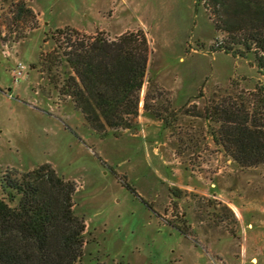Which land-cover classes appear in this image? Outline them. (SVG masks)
Here are the masks:
<instances>
[{"label":"rangeland","instance_id":"374dc122","mask_svg":"<svg viewBox=\"0 0 264 264\" xmlns=\"http://www.w3.org/2000/svg\"><path fill=\"white\" fill-rule=\"evenodd\" d=\"M131 33L147 46L138 114L97 132L63 94L73 73L56 57L66 38ZM226 38L196 0H0V182L45 163L75 182L80 264H264V163L232 161L214 111L263 117L264 72L252 53L219 51Z\"/></svg>","mask_w":264,"mask_h":264},{"label":"trees","instance_id":"16d2710c","mask_svg":"<svg viewBox=\"0 0 264 264\" xmlns=\"http://www.w3.org/2000/svg\"><path fill=\"white\" fill-rule=\"evenodd\" d=\"M201 4L215 31L227 37L217 49L241 57L252 53L257 69L264 72V0H196V9ZM18 10L31 14L24 4ZM64 30L55 29L52 37L61 38ZM137 35L142 48L135 45ZM66 41L69 50L62 53L63 58L56 57L73 73L65 76L63 94L78 103L95 131L105 126L130 129L146 75L144 35H121L116 41L100 37L75 44L69 43L70 38ZM258 92L257 108L264 109L261 87ZM214 111L222 116L218 142L232 161L247 167L263 164L264 116L257 117L255 112L250 119L241 110L215 107ZM124 185L137 196L134 188ZM0 189V264L81 263L86 226L84 218L74 212V181L58 176L45 163L32 170L5 173Z\"/></svg>","mask_w":264,"mask_h":264},{"label":"built area","instance_id":"2783aa9c","mask_svg":"<svg viewBox=\"0 0 264 264\" xmlns=\"http://www.w3.org/2000/svg\"><path fill=\"white\" fill-rule=\"evenodd\" d=\"M24 69L25 68L23 65H19V67H17V69L14 70L13 77H14L15 81H17V79H19L22 76Z\"/></svg>","mask_w":264,"mask_h":264}]
</instances>
